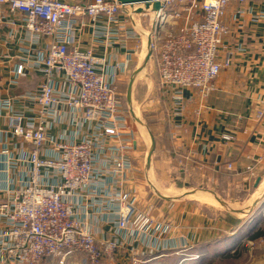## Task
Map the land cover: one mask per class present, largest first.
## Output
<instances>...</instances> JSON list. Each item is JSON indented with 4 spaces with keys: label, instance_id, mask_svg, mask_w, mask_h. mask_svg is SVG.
<instances>
[{
    "label": "built area",
    "instance_id": "2783aa9c",
    "mask_svg": "<svg viewBox=\"0 0 264 264\" xmlns=\"http://www.w3.org/2000/svg\"><path fill=\"white\" fill-rule=\"evenodd\" d=\"M235 1L242 6L248 0ZM229 2L158 0L150 68L165 97L180 99L186 89L204 98L229 68L230 56L219 55L230 34L223 22ZM142 7L116 0H0V25L6 11L17 13L28 36L29 49L15 75L22 77L26 69L42 75L37 90L25 97L36 106L32 116L3 104L11 110L8 134L30 150L19 160L3 149L10 171L20 162L27 171L11 197L0 199V264H79V256L84 264H120L118 255L129 258L134 251L139 257L177 254L164 214L156 205L143 208L131 186L135 135L128 131L124 95L117 90L125 68L114 52L96 54L101 46L122 47L134 39L132 24L140 38L148 32L152 14H135ZM243 14L241 7L234 20ZM88 28L91 45L83 47ZM62 85L67 88L60 93ZM254 116L264 121V98ZM56 125L75 129L52 136ZM246 170L252 173L253 166ZM106 214L114 216L112 236L98 239L94 222ZM258 241L264 245V236ZM139 257L127 264H141Z\"/></svg>",
    "mask_w": 264,
    "mask_h": 264
},
{
    "label": "crops",
    "instance_id": "0c3cea01",
    "mask_svg": "<svg viewBox=\"0 0 264 264\" xmlns=\"http://www.w3.org/2000/svg\"><path fill=\"white\" fill-rule=\"evenodd\" d=\"M241 7L245 14L234 20L236 10ZM263 12L264 0H248L242 6L235 0H230L223 18L230 34L223 39L224 43L219 52L220 59L230 56V66L216 79L214 90L206 97L201 98L195 91L184 89L180 91V99L173 100L165 97L155 87V96L151 101L154 109L150 111L152 115L145 124L155 141L156 189L158 193L161 191L169 196H179L175 200L163 198L164 205L172 209L170 212L161 209L154 202L148 189L147 178H150V172L146 167L145 150L150 143L149 137L143 136L140 141L138 134L142 135L141 132L131 125L135 135V144H132L134 181L131 186L138 191L143 208L152 204L167 213L168 217L165 218L172 227L168 240L179 248L175 256L184 255L187 251L198 248L200 244H210L216 240L219 241L218 246H208L210 254L232 251L245 236L254 234L258 227V219L253 220L252 215L245 218L243 214L240 216L244 217L242 222L235 223L226 217L229 214L217 215L216 211L209 208V213L188 216L184 214L190 204L200 196H196L185 206L187 199L199 195L201 191L217 193L218 198L226 204L237 202L249 207L264 188L261 189L264 184V121L258 123L254 116L258 100L264 98V18L260 17ZM91 36L92 30L86 29L81 38L83 47L91 45ZM27 38L21 26L20 15L6 11L0 25V199L11 197L10 190L22 184L27 171V166L21 162L15 171H10L7 167L8 156L3 153L5 146L10 155L23 160L30 150L29 144L8 134L11 110L3 105L10 102L13 112L25 117L32 116L36 111L35 104L25 97L37 90L42 75L37 69H26L22 77L15 75L17 66L22 64L20 59L23 58V50L29 49ZM46 43L47 41L41 40V45ZM143 50L136 38H128L122 47L101 46L96 50L97 55L111 52L118 54L117 60L125 68L117 85L120 94L121 79L128 76L131 70L132 75L138 68ZM149 71L152 73V68ZM66 88L67 85H62L60 93L66 91ZM131 105L134 108L132 98ZM74 129L66 125H56L50 134L59 136ZM228 164L231 165L230 170L227 168ZM252 166L253 172L250 173L246 168ZM258 179L260 182L256 186ZM247 186L252 189L242 199L230 193L233 189ZM179 187L184 191H191L192 194L184 195L185 192ZM113 218V215L106 214L102 216V221L98 218L94 222L93 231L98 239L112 236L110 222H113ZM2 228L0 222V230ZM244 251L248 252L247 249ZM167 254L172 255L167 252L163 255L156 253L139 257L137 251H134L129 258L127 255H118V259L121 264H127L129 260L139 257L141 264H156L157 257L169 256ZM83 260L81 256L77 258L79 264H84ZM242 262L264 264V255H257L249 261L244 258Z\"/></svg>",
    "mask_w": 264,
    "mask_h": 264
},
{
    "label": "rangeland",
    "instance_id": "374dc122",
    "mask_svg": "<svg viewBox=\"0 0 264 264\" xmlns=\"http://www.w3.org/2000/svg\"><path fill=\"white\" fill-rule=\"evenodd\" d=\"M141 23H146L148 24V21H146V17H141V19L139 20ZM147 31V30H146ZM146 35V32H144V35H143V38L145 37ZM141 47H139L140 49ZM143 54H144V50L142 52V57H143ZM142 57H141V60H142ZM141 62V61H140ZM152 68V73L150 71H148L146 73V75H144L140 81L138 82L139 84L136 86V88L134 89L135 91L132 93L133 97L132 100H133V103H134V109H138V113H139V116L142 118V120L144 121V123H148L149 121V116H151L152 114L150 113V111H152L154 108H153V105L151 104V101L153 100L154 96H155V91L156 90V86H155V81H154V78H155V70L153 67ZM132 72V70H131ZM131 72L130 74H128V76H126L125 78L121 79V86H122V95H124V92H125V89L128 85V82L130 80V75H131ZM149 72H150V75H149ZM133 74V73H132ZM150 104V105H149ZM128 131H130V128L131 130L132 129V126L135 127L133 121L131 120V118L128 116ZM132 125V126H131ZM130 126V127H129ZM136 128V127H135ZM133 133H134V130H133ZM135 138V137H134ZM161 178V177H160ZM172 180V178H169ZM173 181V180H172ZM168 185V184H167ZM171 185V184H170ZM169 188V187H167ZM180 190H182L181 187H179ZM262 188V187H261ZM252 187L251 186H247V187H244L243 189L240 188V189H233L230 193H232L233 196H237L239 199H242V196L247 194L249 190H251ZM183 192L185 193H188L190 191H184L182 190ZM181 191V192H182ZM180 193V192H179ZM161 195V194H160ZM162 196V195H161ZM186 198V197H184ZM183 200V198L181 199ZM180 201V200H179ZM240 201V200H239ZM213 205V207H211L209 204ZM231 203V202H230ZM228 205H230V207H236L234 204H229V202H227ZM202 205V206H201ZM158 207V206H157ZM209 210H214L213 212H215V214H222V215H227L229 214L230 216L232 217H235V218H239L240 216H233V213H230L229 211L225 210L224 208H222L213 198L211 195H201L195 202L191 203L190 204V208L187 210V213L184 214L185 216H188V215H198V214H204V213H209L208 209ZM164 216H166V218L168 217L167 213L164 212L163 210H160ZM264 206L258 210L254 215H252L253 217V220L254 219H258V224H257V229L256 231L258 230H263L264 229ZM244 218V217H242ZM241 217L239 218V222H242V219ZM247 218V217H245ZM255 231V232H256ZM253 233V232H252ZM251 235H247L243 238V240L240 242V244L238 245V249H234L232 251H228L226 253V256H224V258L220 259V261L216 262L214 261V263L212 262V264H242V259L244 261V258H246L248 261L253 260V258H256L257 255H264V245L262 242L258 241V240H251ZM248 244H251L250 246H248ZM246 245L248 247H246ZM244 249L248 250L247 251H244ZM128 251H130L128 249ZM234 251V252H233ZM236 252V253H235ZM172 254V256H175L173 255L174 252H170ZM161 254H164V253H161ZM235 254H237V257H234ZM167 255H170V254H167ZM169 256H164V257H157V259L155 260L156 264H163V258H168ZM263 257V256H261ZM198 257L195 256L194 259H197ZM153 259V258H152ZM118 262H120V259H118ZM175 262H173L174 264ZM74 264H76L74 262ZM121 264V262H120ZM155 264V263H154Z\"/></svg>",
    "mask_w": 264,
    "mask_h": 264
},
{
    "label": "water",
    "instance_id": "95a60500",
    "mask_svg": "<svg viewBox=\"0 0 264 264\" xmlns=\"http://www.w3.org/2000/svg\"><path fill=\"white\" fill-rule=\"evenodd\" d=\"M117 2L124 4V5H136L141 4L143 5V8H139L135 11V14H140L144 11H148L150 14H152V20L150 22L148 32L146 33L145 37L143 39L140 38L138 35L137 28L134 24H132V30L134 33L135 38L140 42V44L144 48V54L141 63L139 64L138 68L133 72L131 75V78L129 80V83L127 85L125 94H124V109L126 114L131 118L133 121L135 127L137 130L141 132L142 135L138 134L140 141L143 140V136H148L150 143L149 146L145 150L146 155V167L147 170L150 172V178H147V185L148 189L150 191V194L154 200V202L163 210L170 212L172 211L171 208H168L164 205V199L163 197L158 193L156 189V173H157V164L154 157L155 152V141L154 137L151 134L150 130L142 120V118L139 116L138 109H134L131 105V97L134 87L138 84L140 79L146 75V73L149 71L151 66V61L153 59V48H152V39L153 35L156 29V21H157V13L160 9V5L158 3V0H116ZM138 133V132H137ZM260 182V179L256 181V186ZM206 193L211 194L212 196L219 197L217 193L213 191H201L199 195H193L189 199H187L185 206L190 201H193L196 196H201ZM235 206L239 210L243 211L244 216H251L255 214L258 210L264 206V188L258 195V197L252 202V204L249 207L242 206L241 204L234 202ZM184 208V206H182Z\"/></svg>",
    "mask_w": 264,
    "mask_h": 264
},
{
    "label": "trees",
    "instance_id": "16d2710c",
    "mask_svg": "<svg viewBox=\"0 0 264 264\" xmlns=\"http://www.w3.org/2000/svg\"><path fill=\"white\" fill-rule=\"evenodd\" d=\"M226 217L231 219L235 223H238V221H239V219L234 218L230 215H227ZM263 236H264V229L259 230V231L257 230L251 236V239L255 240V239L263 237ZM218 244H219L218 240L211 242L210 244H200L198 246V248H195L194 250H189L184 255H179V256L169 255L168 258H163L164 260L162 262H163V264H173V262H175L174 264H212V262L214 263V261L219 262L220 259H222V258H224V256H226V253L228 251H222V252H219L217 254L215 253L214 255L210 254V252L208 251L209 245L218 246ZM236 249H238V247ZM234 251H236V250H234ZM195 255L198 256L197 259H194ZM226 257H228V256H226ZM234 257H237V254H235ZM148 258L149 257L147 256L146 259H148ZM184 260H186V261H184Z\"/></svg>",
    "mask_w": 264,
    "mask_h": 264
},
{
    "label": "bare ground",
    "instance_id": "6f19581e",
    "mask_svg": "<svg viewBox=\"0 0 264 264\" xmlns=\"http://www.w3.org/2000/svg\"><path fill=\"white\" fill-rule=\"evenodd\" d=\"M142 9H144L142 7ZM264 187V184L262 185V188ZM261 188V189H262ZM159 194L162 195V197L164 199H167V200H175V199H178L179 196H169L161 191H159ZM189 194H192V192H188V193H185L184 195H189ZM212 198L222 207L224 208L225 210L229 211L230 213H233V214H236V215H239V216H242L243 215V211L242 210H238L237 208L235 207H230L228 204H226L224 201H222L221 199H219L218 197H215V196H212ZM253 202V201H252Z\"/></svg>",
    "mask_w": 264,
    "mask_h": 264
}]
</instances>
